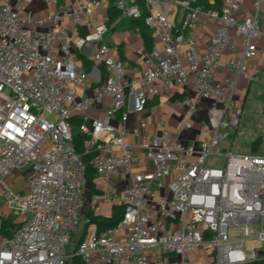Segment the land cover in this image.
I'll return each mask as SVG.
<instances>
[{"label":"built area","instance_id":"1","mask_svg":"<svg viewBox=\"0 0 264 264\" xmlns=\"http://www.w3.org/2000/svg\"><path fill=\"white\" fill-rule=\"evenodd\" d=\"M141 1L162 49L135 51L136 77L104 38L121 21L142 18L138 0H116L114 19L109 0H0V206L23 218L9 235L0 221V264H70L74 256L83 264H191L194 249L207 252L209 264L264 261V152L220 150L240 122L242 111L232 116L230 108L237 78L259 53L264 0L253 13L241 0H221L218 10L195 0ZM204 17L215 28L201 53ZM218 67L234 78L218 83ZM174 86L184 89L176 107L185 121H162L156 132L143 120L129 123ZM202 103L208 141L184 144ZM75 134L86 137L82 154ZM85 155L104 182L94 181L93 192ZM16 174L27 179L24 196L8 183ZM105 202L121 211L116 225L89 227L68 254L79 222Z\"/></svg>","mask_w":264,"mask_h":264},{"label":"crops","instance_id":"2","mask_svg":"<svg viewBox=\"0 0 264 264\" xmlns=\"http://www.w3.org/2000/svg\"><path fill=\"white\" fill-rule=\"evenodd\" d=\"M212 2L213 1H211V3ZM254 2L255 0H241L243 7L247 9L248 12L250 13H253ZM140 4L142 3H139V5ZM141 12L142 14H146L143 5L141 8ZM182 16H183L182 12L177 11L174 17L176 25H180L179 21L181 20ZM202 20L203 23L199 29V35H200L199 46L201 53H203V51L207 49V46L209 44V39L215 28V24L211 23L209 20H205V19ZM260 20L261 22H260L259 35L258 38L256 39V44L258 46L259 53L257 57L248 60L246 62L245 74H241L237 78L236 103L237 104L242 103L241 109H238L241 111L243 110V107L245 105H248V103L249 104L255 103L256 101L259 102L260 106H262V109H264V6L262 8ZM123 21H121L116 27H118ZM129 26L134 31L135 33L134 36L124 38L120 42V44L115 45L114 48H116L117 59L125 66V69H128L132 73V76L139 77L141 74L142 66H141V62L138 63V59L134 60V56H136L135 51L138 49L146 50V48L144 47V43L142 41L138 28L135 26H131V21L129 23ZM115 28L112 30V32L115 30ZM185 35L188 36L190 34L189 32H185ZM114 39L115 36L110 37V40L113 41ZM138 45L139 48L135 50V48H137ZM157 46L158 43L157 41H155L153 37L154 49L158 50ZM228 58L229 55L225 54V60H227ZM86 69L87 70L89 69L88 64H86ZM217 77L219 80L232 79L234 78V72L227 70L225 67H222L217 72ZM182 93H184L183 88L174 86V89L171 88V90H169L168 92H164L160 96L152 98L149 101L146 110L142 114L140 115L131 114L129 116V123L133 124L137 121L143 120L147 123L148 128L151 132H156L158 124L162 121H165L167 123L169 122L176 123L177 121H185L187 119L185 114L176 108V101ZM108 104L109 102L106 104V106ZM174 108L177 110H174ZM205 109L206 108L203 109L200 108L199 112L191 120L192 128L182 133L181 140L184 144L192 145V146H197L200 144L199 137L203 136L204 134L203 120L205 117ZM101 111H103V108H101ZM94 181L99 182V180L94 179L91 184L89 183L91 192H93L92 188ZM101 207L102 205H100L99 210L101 209ZM114 207L115 206H113V209ZM97 216L107 219L112 215L109 217H105L101 215H96L89 211L88 223L85 224L82 232L87 231L89 227L91 229L97 228V225L94 222V220L96 219L95 217Z\"/></svg>","mask_w":264,"mask_h":264},{"label":"rangeland","instance_id":"3","mask_svg":"<svg viewBox=\"0 0 264 264\" xmlns=\"http://www.w3.org/2000/svg\"><path fill=\"white\" fill-rule=\"evenodd\" d=\"M165 1H169V0H165ZM240 5L243 6L242 3ZM140 6L142 8V4H140ZM263 6H264V4L262 5V8H263ZM51 11H53V6H51ZM201 19L209 20L211 23L215 24V21L213 19H209L207 17H204ZM260 22H261V20H260ZM129 23H130V19H126L125 21H123L118 27L115 28V30L113 32L111 31L104 38L105 43L107 45H109L110 47L114 48L115 45H119L120 42L124 38L134 36L135 33L130 28ZM259 29H260V25H259ZM112 36H115V39L113 41L110 40V37H112ZM237 40L239 41V45H240L241 40H239L238 38H237ZM157 43H158L157 48L160 51L162 49V45L160 44L159 40L157 41ZM256 46H257V44H256ZM138 48H139V45L137 48H135V50ZM257 48H258V46H257ZM205 51H203V53ZM228 53L229 52L227 50L225 52V54H228ZM131 54H133V53H131ZM136 59H137V56H134V60H136ZM220 68H222V67H218L217 70L215 71V77H216V81L218 83L224 84V79L219 80L217 77V72L220 70ZM229 71H231V70H229ZM125 73L128 76H132V73L128 69H125ZM172 89H174V87H172ZM83 91H84L83 86H80L78 88V96H82ZM236 96H237V87H236V91L234 94V105L230 108V114L232 116L236 115V111L238 109H241V105H242V103H239V104L236 103ZM83 97H84V95H83ZM108 102H109L108 98L103 99V103L107 104ZM200 107L202 109L206 108L207 104L202 103ZM174 110H177V109L174 108ZM87 112L89 115L92 116V115H94L96 110L91 108ZM168 124L172 125L174 123L169 122ZM169 132H170L171 138H173L175 136L174 130L169 129ZM255 140H256V142L253 144V142ZM199 141L200 142H207L208 139L203 134V136L199 137ZM220 150H221V153H223V154H225L227 152H232L234 155H247V154L258 153V152L260 154V153L264 152V112H263L262 106H260L259 102L256 101L255 103H250V104L248 103V105H245L243 107L242 115L240 117V122H239L237 129H235L231 133V135L225 139ZM163 182L167 183L168 179L164 178ZM8 183L10 185H13L14 190L21 191L22 192L21 195H23V196L25 194L29 193V187L27 185V179L25 178V175L16 174V178L13 181H9ZM99 183L102 185L104 184V182H102L100 180H99ZM104 189H105V186H104ZM2 203H4V199L0 198V204H2ZM112 213H113V204L110 202L103 203L101 209L94 212V214H96V215H101V216H105V217L111 216ZM5 219L12 220L15 224H19V222H21V220L23 218L20 215L16 214L14 211H11L10 209H8L7 207L0 206V221L5 220ZM84 226H85L84 221H80L78 226H77V234L74 238L71 239L70 244L67 247L68 254H73V252L75 251L78 239L80 237L81 232L84 229ZM242 227L243 226H238V227L232 228L230 230L231 235L239 233L241 231ZM252 245H253L252 243L251 244L247 243L245 245L246 252L248 254L250 252V247ZM191 253L194 255V257L191 260V264H209V263H206L207 252H205L203 250L199 251L197 249H194L191 251Z\"/></svg>","mask_w":264,"mask_h":264},{"label":"trees","instance_id":"4","mask_svg":"<svg viewBox=\"0 0 264 264\" xmlns=\"http://www.w3.org/2000/svg\"><path fill=\"white\" fill-rule=\"evenodd\" d=\"M116 0H109V14L111 16V19H114L117 17L118 12L115 10L113 4L115 3ZM211 1H213L211 3ZM138 3H143L141 0H138ZM194 6H199L203 8L204 10H218L221 5V0H195L193 3ZM146 16V14L142 15V18L137 19V20H132L131 21V26H135L138 28L140 32V36L142 38V41L144 43V47L146 48L147 51H151L153 47V32L144 24L143 18ZM264 112V109H263ZM75 124H77V121H74ZM86 140V137L82 134H75L74 139H73V145L75 147V150L77 153L82 154L84 152L83 148V143ZM256 142V140L253 142V144ZM85 161L88 164V170H87V176H88V181L91 184L94 178V171L89 166V155H85L84 157ZM121 216V211L114 207L113 209V214L111 217L104 219L100 216L95 217L96 219L94 220L95 224L97 225V229L104 230L106 228L112 227L116 225L118 222L119 218ZM19 224H15L12 220L5 219L1 221V233L5 235H9L11 231L16 230L18 228ZM70 264H83L80 257L74 256L71 260ZM248 264H264V261H256V262H250Z\"/></svg>","mask_w":264,"mask_h":264}]
</instances>
